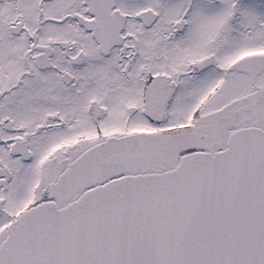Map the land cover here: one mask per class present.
Instances as JSON below:
<instances>
[{
  "label": "snow or ice",
  "instance_id": "6c2138e0",
  "mask_svg": "<svg viewBox=\"0 0 264 264\" xmlns=\"http://www.w3.org/2000/svg\"><path fill=\"white\" fill-rule=\"evenodd\" d=\"M0 264H264V0H0Z\"/></svg>",
  "mask_w": 264,
  "mask_h": 264
}]
</instances>
